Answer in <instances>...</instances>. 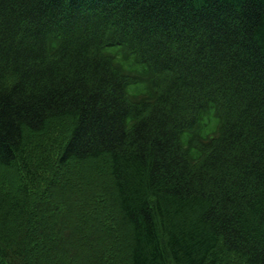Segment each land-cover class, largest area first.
<instances>
[{
    "label": "trees",
    "instance_id": "1",
    "mask_svg": "<svg viewBox=\"0 0 264 264\" xmlns=\"http://www.w3.org/2000/svg\"><path fill=\"white\" fill-rule=\"evenodd\" d=\"M0 264H264V0H0Z\"/></svg>",
    "mask_w": 264,
    "mask_h": 264
},
{
    "label": "rangeland",
    "instance_id": "2",
    "mask_svg": "<svg viewBox=\"0 0 264 264\" xmlns=\"http://www.w3.org/2000/svg\"><path fill=\"white\" fill-rule=\"evenodd\" d=\"M5 171V170H4ZM119 225H120V223H119Z\"/></svg>",
    "mask_w": 264,
    "mask_h": 264
}]
</instances>
